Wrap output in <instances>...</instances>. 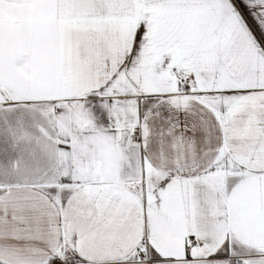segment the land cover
Here are the masks:
<instances>
[{
  "label": "snow or ice",
  "instance_id": "1",
  "mask_svg": "<svg viewBox=\"0 0 264 264\" xmlns=\"http://www.w3.org/2000/svg\"><path fill=\"white\" fill-rule=\"evenodd\" d=\"M0 264H264V0H0Z\"/></svg>",
  "mask_w": 264,
  "mask_h": 264
}]
</instances>
